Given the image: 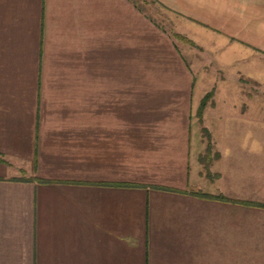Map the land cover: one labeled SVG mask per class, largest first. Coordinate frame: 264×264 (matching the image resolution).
I'll use <instances>...</instances> for the list:
<instances>
[{
    "label": "crops",
    "instance_id": "obj_1",
    "mask_svg": "<svg viewBox=\"0 0 264 264\" xmlns=\"http://www.w3.org/2000/svg\"><path fill=\"white\" fill-rule=\"evenodd\" d=\"M153 1L198 47V71L263 65L264 0ZM126 12L125 0H0V264H264V208L238 202L264 203V119L215 98L202 121L224 134L205 126L218 153L205 170L189 119L153 103L142 116L99 66L125 60ZM243 123L254 133L223 130ZM241 167L259 175L248 196Z\"/></svg>",
    "mask_w": 264,
    "mask_h": 264
},
{
    "label": "rangeland",
    "instance_id": "obj_2",
    "mask_svg": "<svg viewBox=\"0 0 264 264\" xmlns=\"http://www.w3.org/2000/svg\"><path fill=\"white\" fill-rule=\"evenodd\" d=\"M125 5L127 11L125 60L101 62L99 66H102L103 71L108 69L111 84L119 80L121 82L122 76L124 77L123 84L129 91L126 95L127 103L141 107L142 116H148L147 105L153 103V115L173 119L187 118L191 122V141L192 137L197 135L198 140L201 136L202 143L205 144L203 130H206L208 135V129L212 135L224 134L220 133L222 128L218 126L220 123L208 126L207 121L204 123L202 121V112L206 110L205 118L212 123L214 111L212 106L215 98L231 101L232 108L239 114L264 119V63H259L263 65L257 67L256 60L249 61L247 73L239 71V74H236L234 68L240 69L245 62L238 57V61L231 62L232 67L223 63L222 68L216 71L208 69L206 73L200 72L196 68L201 55L198 47L175 28L179 24L175 22L174 16L153 0H125ZM115 51L117 50L113 48L110 57L115 56L117 59L119 55ZM213 65L217 64L211 63V67ZM187 66H192L189 72L184 69H187ZM248 75L251 78L246 77ZM146 87H153V94L143 93L145 90H141L142 93L139 94L132 93L135 89ZM220 87L228 93L223 92ZM199 88L202 90L201 93ZM204 95H207L205 108L203 107L202 115L198 118L197 105ZM232 129L234 130L232 133H254L247 123L238 127L223 126L226 134ZM214 150L211 147L210 157ZM200 156H204V152ZM236 175L239 182L247 181V189L242 196L251 195L253 191L251 182L259 175L250 171L246 173L243 167L241 173Z\"/></svg>",
    "mask_w": 264,
    "mask_h": 264
},
{
    "label": "trees",
    "instance_id": "obj_3",
    "mask_svg": "<svg viewBox=\"0 0 264 264\" xmlns=\"http://www.w3.org/2000/svg\"><path fill=\"white\" fill-rule=\"evenodd\" d=\"M206 97H207V95H204L202 98H200V100L198 102L197 109H196V116L198 118H200L202 109L205 106ZM203 131H205L206 144H205L204 156H200L199 161L202 164L203 168L206 170L210 160L217 157L218 153L214 151L212 157H210L209 151L211 150V145H210L208 134H207L206 130H203ZM195 195L206 197V198L218 199V200H225L226 199L220 193H218L216 195H211V194H206V193H195ZM238 202L241 204H244V205H248V206H255V207L264 208V203H258V202H254V201H248V200H242V201H238Z\"/></svg>",
    "mask_w": 264,
    "mask_h": 264
}]
</instances>
